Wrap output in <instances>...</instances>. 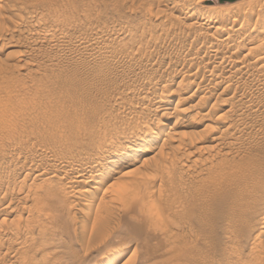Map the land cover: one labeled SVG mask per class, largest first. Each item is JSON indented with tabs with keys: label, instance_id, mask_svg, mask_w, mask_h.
Segmentation results:
<instances>
[{
	"label": "rangeland",
	"instance_id": "obj_1",
	"mask_svg": "<svg viewBox=\"0 0 264 264\" xmlns=\"http://www.w3.org/2000/svg\"><path fill=\"white\" fill-rule=\"evenodd\" d=\"M235 1L0 0V117L10 119L9 114L17 120H6L10 125L7 129L17 132L9 135L11 140L6 139L8 130H0V264H21L20 252L25 249L36 257L32 261L37 264H53V259L61 264L65 258L62 264L71 260L74 264H99L120 253L117 264H264V37L260 41L263 47L253 41L258 34L264 36V26L257 23L255 14L246 11L259 1ZM223 6L243 8L222 21L232 33L226 37V33L212 34V29L202 31L204 18ZM198 13L202 18H197ZM227 76L233 78L228 80ZM221 80L225 82L215 89ZM200 85L203 90L206 87V92L200 87L193 95V88ZM161 99L168 101L169 112L158 111ZM158 123L167 124L165 134L154 130L155 137H149V142L140 136L144 127L154 128ZM213 136L218 138L213 140ZM14 139L18 141L14 143ZM220 141H233L235 145L222 142V146ZM177 147L181 148L175 152ZM144 148L150 149L138 155ZM224 151L229 155H223ZM224 156L248 163L251 169L247 175L258 173L257 178L246 176L244 185L250 194L242 201L230 199L236 190L233 181L224 188L220 186L221 174L230 168V164L219 167L216 162ZM110 157L119 162L117 169L113 162L106 161ZM29 160L34 169L27 177L22 175L27 171H22V164H30ZM97 160L103 161L104 167L108 165L103 168L108 176L100 177L107 181L104 187L116 177L130 184L126 194L112 189L103 196L102 191L96 194L95 200L101 196L108 200H101L104 208L98 211V200L91 209L85 204L90 194H80L77 181L81 178L76 175L83 166ZM40 165L49 172L53 170L56 175L51 182L57 186L54 184L53 198L47 196L54 204L40 195L47 201L41 210L42 198L35 201L39 195H30L38 192L35 187L42 183V177L34 176L42 170ZM126 171L130 172L124 175ZM14 177L20 183L7 186L5 179L11 181ZM3 192L9 196L3 197ZM40 201L42 206L36 204ZM32 207L39 210L40 219ZM41 212L49 215L45 217ZM95 215L97 223L92 225ZM28 216L36 220L29 221ZM46 218L51 219L48 222ZM24 227L31 231L26 232ZM41 236L49 239L46 246L45 241L38 242ZM17 242L28 246L24 249ZM47 246V253L53 250V254L50 252L51 257L46 258ZM57 253L63 257L56 259Z\"/></svg>",
	"mask_w": 264,
	"mask_h": 264
},
{
	"label": "bare ground",
	"instance_id": "obj_2",
	"mask_svg": "<svg viewBox=\"0 0 264 264\" xmlns=\"http://www.w3.org/2000/svg\"><path fill=\"white\" fill-rule=\"evenodd\" d=\"M203 1H204V0H203ZM218 1H219V0H218ZM225 1L234 2L235 0H233V1L225 0ZM250 1H251V0H250ZM250 1H249V2H250ZM257 1H259V2H257ZM257 1H256V2H257V4H256L257 6L255 5L256 7H255L254 5H253V7H250L249 5H251V4H248V7H250V8H248L246 11H247V13H248V11H250V13H251L252 15L255 14V16H256L255 19H256L257 23H259L260 26L263 27V26H264V0H262V1L257 0ZM190 2H191V1H190ZM223 2H224V1H223ZM235 2H236V1H235ZM249 2H248V3H249ZM256 2H255V3H256ZM221 3H222V2H221ZM245 3H246V2H245ZM245 3H243V4H244L245 6H247V4H245ZM187 4H188V3H186V5H187ZM231 4H232V3H231ZM231 4H230V6H231ZM241 4H242V3H241ZM243 4H242V5H243ZM186 5H185V6H186ZM225 5H226V4H225ZM237 5H238V4H237ZM239 5H240V4H239ZM242 5H240V6H242ZM235 7H237V6H235ZM238 7H239V6H238ZM238 7H237V8H238ZM243 7H244V6H243ZM4 8H5V7H4ZM4 8H3V9H4ZM254 8H255V9H254ZM13 9H14V8H13ZM182 9H183V8H182ZM182 9H181V10H182ZM186 9H187V7H186ZM188 9H190V8H188ZM239 9L243 10V8H241V7H239ZM239 9H235L234 7H225V6L220 7V8L218 7V9H216L215 13L210 14L209 16H207L206 18H204L205 21H204V27H202V31H207V30H209V29H212L213 31L210 30V31L212 32V34H213V33H214V34H224V33H226V37H228L229 34L232 33V32L228 31V29L224 26L225 24L223 25V22H222V21H225L226 18H227L229 15H231V13H232V15H233V13L239 11ZM245 9H246V8H245ZM205 10H207V9H205ZM241 10H240V11H241ZM9 11H10V10H9ZM9 11H7V12H9ZM45 11H46V10H45ZM47 11H48V10H47ZM184 11H185V10H184ZM200 11H201V10H200ZM240 11H239V12H240ZM1 12H2V10H1ZM16 12H17V11H16ZM192 12H193V11H192ZM244 12H245V10H244ZM204 13H205V12H204ZM241 13H242V12H241ZM2 14H3V13H2ZM4 14H5V16H6V13H4ZM195 14H196V13H195ZM14 15H16V14L14 13ZM17 15H18V14H17ZM197 15H198L197 18H202V14L199 15V13H198ZM240 15H241V14H240ZM252 15H251V16H252ZM186 16H187V15H186ZM188 16H189V14H188ZM191 16H192V15H191ZM191 16H190V17H191ZM195 16H196V15H195ZM238 16H239V14H238ZM245 16H246V14H245ZM249 16H250V15H249ZM0 17L3 18L2 16H0ZM193 17H194V16H193ZM246 17H248V15H247ZM194 18H195V17H194ZM236 18H237V17H236ZM248 18H250V17H248ZM195 19H196V18H195ZM246 19H247V18H246ZM216 20H218V21H216ZM247 20H248V19H247ZM231 21L233 22V20H231ZM234 21H235V20H234ZM236 21H237V20H236ZM236 21H235V22H236ZM238 21H239V20H238ZM254 21H255V20H254ZM217 22H218L219 24H218ZM220 22H222V23H220ZM244 22H246V21L244 20ZM247 22H248V21H247ZM247 22H246V23H247ZM40 23H41V22H40ZM242 24H243V23H242ZM250 24H251V23H250ZM193 25H194V24H193ZM237 25H238V24H237ZM243 25H244V24H243ZM201 26H202V25H201ZM230 26H231V25H230ZM228 27H229V26H228ZM239 27H240V26H239ZM256 27H257V26H256ZM198 28H199V27H198ZM241 28H242V27H241ZM3 29H4V28H3ZM7 29H8V27L6 28V30H7ZM230 29H231V28H230ZM239 29H240V28H239ZM261 29H262V28H261ZM263 29H264V28H263ZM12 30H13V29H12ZM2 31H3V30H2ZM41 31H42V30H41ZM44 31H45V30H44ZM237 31H238V30H237ZM237 31H236V32H237ZM239 31H240V30H239ZM244 31H245V30H244ZM246 31H247V30H246ZM249 31H250V30H249ZM260 31H261V30H260ZM11 32H12V31H11ZM45 32H46V31H45ZM229 32H230V33H229ZM263 32H264V31L262 30V33H261V34H263ZM0 33H1V31H0ZM200 33H201V32H200ZM241 33H242V32H241ZM243 33H244V32H243ZM243 33H242V34H243ZM247 33H248V32H247ZM257 33H258V32H257ZM259 33H260V32H259ZM41 34H42V32H41ZM204 34H209V33H204ZM212 34H211V35H212ZM237 34H238V33H235V35H237ZM202 35H203V33H202ZM209 35H210V34H209ZM233 35H234V34H233ZM233 35H232V36H233ZM256 35H257V34H256ZM263 35H264V34H263ZM2 36H3V35H2ZM2 36H1V37H2ZM216 36H218V35H216ZM223 36H224V35H223ZM213 37H214V36H213ZM226 37H225V38H226ZM234 37H235V36H234ZM234 37H233V38H234ZM247 37H248V36H247ZM262 37H264V36H261V35H259V34H258V36L255 37V40H253V41H255V42H259V43H260V45H259V43H256L257 45H255V47L259 48L258 45H259L260 47H263V46H264V45L262 46V45H261V42H260V41L262 40ZM2 38H3V37H2ZM10 38H11V36H10ZM215 38H216V37H215ZM3 39H4V38H3ZM12 39H13V38H12ZM213 39H214V38H213ZM229 39H231V37H230ZM9 40H11V39H9ZM218 40H221V39L219 38ZM222 40H223V39H222ZM263 40H264V39H263ZM11 41H12V40H11ZM210 42H211V41H210ZM232 42H233V41H232ZM238 42H239V41H238ZM255 42H254V43H255ZM262 42H263V41H262ZM221 43H222V42H221ZM250 43H251V42H250ZM252 44H253V43H252ZM20 45H21V44H20ZM224 45H225V44H224ZM12 46H14V45H12ZM257 48H256V49H257ZM263 48H264V47H263ZM263 48H261V49H263ZM214 49H215V48H214ZM256 49H255V50H256ZM259 49H260V48H259ZM217 50H218V49H217ZM248 50H249V49H248ZM210 51H211V50H210ZM223 51L225 52V50H223ZM252 51H254V50H252ZM257 51H258V49H257ZM260 51H261V50H260ZM260 51H259V52H260ZM263 51H264V49H263ZM215 52H216V51H215ZM227 52H228V51H227ZM259 52H257V53L259 54ZM261 52H262V51H261ZM216 53H217V52H216ZM257 53H256V54H257ZM263 53H264V52H263ZM263 53H262V54H263ZM254 54H255V53H254ZM256 54H255V55H256ZM260 54H261V53H260ZM211 55H212V54H210V57H211ZM218 56H219V55H218ZM227 56H228V55H227ZM253 56H254V55H253ZM263 56H264V55H263ZM224 57H225V56H224ZM256 57H257V56H256ZM211 58H212V57H211ZM245 58H246V57H245ZM258 58H260V55L258 56ZM258 58H257V60H258ZM262 58H264V57H262ZM212 59H213V58H212ZM212 59H210V60H212ZM260 59H261V58H260ZM260 59H259V60H260ZM231 60H232V59H231ZM240 60H241V59H240ZM207 61H208V60H207ZM260 61H261V60H260ZM237 62H238V61H237ZM243 62H244V61H243ZM263 62H264V61H263ZM221 63H222V62H221ZM227 63H228V62H227ZM238 63H239V62H238ZM240 63H241V62H240ZM244 63H245V62H244ZM246 63H247V62H246ZM246 63H245V64H246ZM248 63H249V62H248ZM260 63H262V62H260ZM229 64H230V63H229ZM249 64H251V63H249ZM255 64H256V63H255ZM216 65H217V64H216ZM227 65H228V64H227ZM234 65H235V63H234ZM238 65H239V64H238ZM243 65H244L243 63H242V67L239 65V68H240V67L243 68ZM260 65H261V64H260ZM23 66H24V64H23ZM229 66H230V65H229ZM235 66H236V65H235ZM245 66H246V65H245ZM247 66H248V65H247ZM247 66H246V67H247ZM249 66H250V65H249ZM254 66H255V65H254ZM254 66H251V67H254ZM20 67H21V66H20ZM222 67H223V65H222ZM222 67H221V68H222ZM233 67H234V66H233ZM263 67H264V66H263ZM263 67L261 66V68H263ZM226 68H228V67H226ZM239 68H238V69H239ZM249 68H250V67H248V69H249ZM238 69H237L236 71H238ZM255 69H256V68H255ZM221 70H222V69H221ZM225 70H226V69H225ZM227 70H228V69H227ZM234 70H235V69H234ZM240 70L242 71V69H240ZM240 70H239V71H240ZM244 70H245V69H244ZM230 71H231V70H230ZM230 71H229V74H230ZM245 71H246V70H245ZM248 71H249V70H248ZM248 71H247V73H248ZM250 71H251V70H250ZM221 72H222V71H221ZM221 72H220V74H221ZM231 72H233V71H231ZM242 72H243V71H242ZM242 72H241V73H242ZM235 73H236V72H233L232 74H235ZM254 73H256V72H254ZM220 74H219V75H220ZM222 74H223V73H222ZM245 74H246V72H245ZM248 74H249V73H248ZM248 74H247V75H248ZM261 74H262V72H261ZM223 75H224V74H223ZM242 75H243V74H242ZM242 75H241V76H242ZM249 75H250V74H249ZM263 75H264V74H263ZM231 76H232V75H231ZM234 76H235V75H234ZM227 77H228V76H227ZM247 77H248V76H247ZM223 78H224V77H223ZM225 78H226V76H225ZM229 78H231V77H228V80H231L233 77H232L231 79H229ZM236 78H237V77H236ZM238 78H239V77H238ZM256 79H257V77H256ZM258 79H259V78H258ZM222 80H223V79H222ZM222 80L219 81V82H217V83L215 84V86H214L215 89H216L217 87H219L221 84H223L222 82H225V80H224V81H222ZM238 80H239V79H238ZM263 80H264V79H263ZM228 82H229V81H228ZM228 82H227V84H229ZM258 83H259V82H258ZM231 84H232V83H231ZM259 84H260V83H259ZM205 85H206V84H205ZM224 85H226V84H224ZM224 85H223V86H224ZM255 85H257V87H258V84H255ZM189 86H190V85H189ZM227 86H229V85H227ZM200 87H202V85H200L199 88H198V87L193 88V95H194V93H197L198 91H200ZM204 87H205V86H204ZM187 88H188V87H187ZM205 88H206V87H205ZM205 88H204V90H203V87H202L201 89H202L203 91H205ZM225 88H226V87H225ZM207 89H208V87H207ZM187 90H188V89H187ZM213 90H214V89H212V91H213ZM222 90H223V88H222ZM226 90H227V89H226ZM262 90H263V89H262ZM184 91H186V89H185ZM208 91L210 92V88H209V90H207V93H208ZM263 91H264V90H263ZM205 92H206V91H205ZM201 93H202V91H201ZM201 93H200V94H201ZM222 93H223V92H222ZM0 94H1L0 96H2V93H0ZM208 94H209V93H208ZM225 94H226V93H225ZM203 95L205 96V94H203ZM203 95L200 96V97H203ZM206 95H207V94H206ZM220 95H221V94H220ZM231 95H232V94H231ZM6 96H7V95H6ZM189 96H190V94H189L187 97H189ZM207 96H208V95H207ZM207 96H206V97H207ZM210 96H211V93H210ZM245 96H246V95H245ZM191 98H192V97H191ZM191 98H190V99H191ZM198 98H199V97H198ZM216 98H217V96H216ZM218 98H219V97H218ZM166 99H167V98H166ZM166 99H165V101H162L163 99H161L162 102H161V104H160L159 107H158V111L161 110V112H162V111H165V110L168 109L167 106L169 105V103H167L168 101H166ZM201 99H202V98H201ZM201 99H200V100H201ZM208 99H209V97H208ZM1 100H3V98H2ZM224 100H225V99H224ZM6 101L9 102V100H6ZM202 101H204V100L202 99ZM202 101H201V103H202ZM1 102H2V101H1ZM169 102H170V101H169ZM205 103H206V101H205ZM3 104H4V103H3ZM6 104H7V103H6ZM199 104H200V103H199ZM0 105H1V104H0ZM202 105H203V104H202ZM192 106H193V105H192ZM203 107H204V106H203ZM262 107H263V106H262ZM199 108H200V107H199ZM201 108H202V107H201ZM253 110L255 111V109H253ZM253 110H252V111H253ZM167 111H168V110H167ZM168 112H169V111H168ZM168 112H167V113H168ZM261 112H262V111H261ZM163 113H164V112H163ZM163 113H162V115H163ZM167 113H166V114H167ZM224 113H225V112H224ZM1 114H2V112H1ZM169 114H170V113H169ZM207 114H208V113H207ZM207 114H206V115H207ZM223 115H224V114H223ZM9 116H10V119L16 120V119H14V117H11V115L8 114V117H9ZM12 116H13V115H12ZM165 117H166V115H165ZM15 118H16V117H15ZM10 119H9V118L7 119V116H6V115H3V117H0V130H2V131H3V130H8V129H7V124H8V123H7L6 120H10ZM202 119H203V118H202ZM204 119H205V118H204ZM216 120H217V119H216ZM16 121H17V120H16ZM219 121H220V120H219ZM223 121H224V120H223ZM11 122H13V121H11ZM160 122H161V121H160ZM17 123H18V122H17ZM11 124H13V123H11ZM158 124H159V123H158ZM158 124H157V125H158ZM160 124H161V123H160ZM160 124H159V125H160ZM8 125H9V124H8ZM14 125H15V123H14ZM146 125H147V124H146ZM159 125H158L157 127H154V126H153L154 128H152L151 126L148 127V128H145V127H144V130H142V131L140 132V136H141L144 140L147 139V141H148V138L151 137L152 135H154V133H153L154 130H155L158 134H161L160 132H164V134H165V131H164V130L166 129L167 124H166V123H162L160 126H159ZM9 126H10V125H9ZM15 126H17V129H18V127H19L18 124L15 125ZM21 126H22V125H21ZM21 126H20V127H21ZM146 127H147V126H146ZM181 127H182V126H181ZM212 127H213V126H212ZM226 127H227V126H226ZM22 128H23V127H22ZM208 128H209V127H208ZM215 128H216V126H215ZM232 128H233V127H232ZM12 129H13V126H12ZM14 129H16V127H15ZM17 129H16V130H17ZM19 129L21 130V128H19ZM25 129H26V128H25ZM25 129H23V130H25ZM213 129H214V128H213ZM216 129H217V128H216ZM218 129H219V128H218ZM20 130H18V131H20ZM211 130H212V129H211ZM211 130H210V131H211ZM214 130H215V129H214ZM223 130H225V128H224ZM223 130H220V131L218 130V132L221 133ZM13 131H14V130H13ZM13 131H9V130H8V132H9L10 134L8 133V134L6 135V136L8 137V138H6L7 141H8V140H11V139H9V137H10L9 135H12V134L14 135L15 133H17V132L13 133ZM25 131H26V130H25ZM0 132H1V131H0ZM156 132H155V133H156ZM213 132H214V131H213ZM215 132H216V131H215ZM228 132H229V131H228ZM5 133H6V132H5ZM22 133H23V132H21V134H22ZM24 133H25V132H24ZM24 133H23L22 135H23V136H26V135H24ZM152 133H153V134H152ZM168 133H169V132H168ZM220 133H219V134H220ZM222 133H223V132H222ZM222 133H221V134H222ZM3 134H4V133H3ZM21 134L18 133V135H20V136H21ZM158 134H157V135H158ZM181 134H182V132H181ZM183 134H184V132H183ZM28 135H29V134H28ZM157 135H156V136H157ZM166 135H167V132H166ZM222 135H224V134H222ZM222 135H221V136H222ZM1 136H2V135H1ZM6 136H4V137H6ZM20 136H19V137H20ZM217 136L220 138L219 135H217ZM217 136H215V137H217ZM229 136H231V135H229ZM11 137H12V136H11ZM154 137H155V135H154ZM157 137H158V136H157ZM168 137H170V135H168ZM215 137L213 136L212 139L214 140ZM218 137H217V138H218ZM222 137H223V136H222ZM224 137H225V136H224ZM1 138H2V137H1ZM227 138H228V137H227ZM2 139L4 140V138H2ZM2 139H1V141H2ZM6 139H5V140H6ZM15 139H16V138H15ZM15 139H14V143H15V141H16ZM18 139H19V138H18ZM170 139H171V138H168V140H170ZM174 139H175V138H174ZM237 139H238V138H237ZM149 140H150V139H149ZM164 140H165V139H164ZM171 140H173V138H172ZM171 140H170V142H171ZM215 140H217V139H215ZM220 140H222V139H220ZM223 140H224V139H223ZM17 141H18V140H17ZM17 141H16V142H17ZM19 141H20V140H19ZM22 141H24V140H22ZM177 141H179V140L177 139ZM4 142H5V141H4ZM10 142H11V141H10ZM12 142H13V141H12ZM148 142H149V141H148ZM168 142H169V141H168ZM220 142H221V144H222L223 141H220ZM229 142H230V141H228V143H229ZM235 142H236V141H235ZM5 143H6V142H5ZM7 143H8V142H7ZM217 143H218V145L220 144L219 142H217ZM223 143L225 144V143H227V142H223ZM228 143H227V145H228ZM232 143H233V141L230 142L229 144L232 145ZM1 144L3 145L2 142H1ZM9 144H10V143H8V146H10ZM23 144L25 145V143H23ZM23 144H22V142H21V145H23ZM170 144H171V143H170ZM178 144H179V143H178ZM233 144H234V143H233ZM237 144H238V143H237ZM4 145H5V144H4ZM11 145H12V144H11ZM13 145H16V144H13ZM21 145H20V146H21ZM26 145H27V144H26ZM182 145H183V144H182ZM234 145H235V144H234ZM8 146H7V147H8ZM18 146H19V145H18ZM126 146H127V145H126ZM177 146H178V145H177ZM180 146H181V145H180ZM216 146H217V144H216ZM222 146H223V144H222ZM222 146H220V147H222ZM224 146H226V145H224ZM229 146H230V145H229ZM229 146H226V147H229ZM232 146H233V145H232ZM232 146H231V147H232ZM14 147H15V146H14ZM21 147H22V146H21ZM25 147H26V146H25ZM25 147H24V148H25ZM128 147H130V146H128ZM171 147H172V146H171ZM200 147H201V148H202V147L204 148V146H200ZM200 147H198V148L200 149ZM214 147H215V146H214ZM218 147H219V146H218ZM220 147H219V148H220ZM231 147H230V148H231ZM9 148H11V147H9ZM118 148H119V147H118ZM123 148H124V146H123ZM126 148H127V147H126ZM131 148H132V147H131ZM173 148H174V147H173ZM180 148H181V147H177V149L175 148V149H176L175 152H176V151H179L178 149H180ZM198 148H197V149H198ZM212 148H213V146H212ZM223 148H224V147H223ZM230 148H229V150H230ZM233 148H234V147H233ZM233 148H231V149L233 150ZM236 148H237V147H236ZM7 149H8V148H7ZM15 149H16V148H15ZM26 149H27V148H26ZM149 149H150V148H149ZM149 149H148V148H144V149H142L138 155H140V154H142V153L145 154L146 151L149 150ZM5 150H6V149H5ZM8 150H9V149H8ZM12 150H13V151H16V150H14V149H11V151H12ZM17 150H18V149H17ZM21 150H22V148H21ZM24 150H25V149H24ZM121 150H122V148H121ZM171 150H172V149H171ZM221 150H222V149H221ZM232 150H231V152H232ZM0 151H1V155H3L1 149H0ZM9 151H10V150H9ZM9 151H8V152H9ZM18 151H20V150H18ZM116 151H117V150H116ZM114 152H115V151H114ZM120 152H123V153H124V151H120ZM173 152H174V151H173ZM173 152H172V154H173ZM224 152H225V153H223V155H224V154H228V155H229V153H227V152H229V151H227V152L224 151ZM235 152H236V151H235ZM6 153H7V151H6ZM13 153H14V152H12V154L9 153V155H13ZM123 153H119V154H123ZM126 153H127V152H126ZM215 153H217V152H215ZM218 153H219V152H218ZM172 154H171V155H172ZM112 155H113V154H112ZM115 155H116V154H115ZM173 155H174V154H173ZM218 155H219V154H218ZM121 156H122V155H121ZM216 156H217V155H216ZM216 156H215V158H216ZM11 157L13 158V156H11ZM16 157H17V155L15 156V158H16ZM19 157H20V155H19ZM19 157H18V158H19ZM116 157H117V156H116ZM222 157H223V156H222ZM12 158H11V159H12ZM111 158H112V157H110V160L108 159V160H106V161L111 162V163L113 162V163H114V164H113V165H114V168L117 169L119 162L116 161V160H113V159H111ZM124 158H125V157H124ZM225 158H226V157L224 156V158H222V159H224V160L221 159L222 161H220V160H218V159H217L218 161L216 160V162L218 163L219 167H224L225 165L230 164V165H229L230 168L227 169V170H225V171L221 174V176H220V179H221L220 186H221L222 188H224V187H226L228 184H230V181H233V183H234V185H235V187H236V190L233 191V195H232V197H231L230 199H231L233 202L242 201V200H243V197H244L245 195L250 194V190H249L247 187H245V185H244V181H245V179H246V176H251V177H253V178H257V177H258V176H257L258 173L254 174V175H247L246 173L251 169V167L248 166V163H246V164H243V163H237V162H235L234 160H229L230 158H229V159H228V158L225 159ZM21 159H22V157H21ZM21 159H19V160H21ZM26 159H27V158H26ZM51 159H54V158H51ZM101 159H103V158H101ZM115 159H116V158H115ZM119 159H120V158H118V160H119ZM121 159H122V158H121ZM231 159H233V157H231ZM12 160H13V159H12ZM33 160H34V159H33ZM35 160H36V159H35ZM41 160H42V159H41ZM54 160H55V159H54ZM10 161H11V160H10ZM14 161H15V160H14ZM24 161H26V160H24ZM29 161H30V160H29ZM31 161H32V160H31ZM31 161H30V164H29V163H27V162H28V160H27V162H26V163H27L26 165H28L27 168H26V165H25V164H22L23 167L25 168V169H22V171H23V170H27V171H23V172H24V174H22L23 176L25 175V176L28 177V175L30 174V171H29V170H33V169H34V164L31 163ZM106 161H105V162H106ZM8 162H9V161H8ZM18 162H19V164H20L21 162L23 163V161H21V162L18 161ZM33 162H34V161H33ZM40 162H41V161H40ZM50 162L52 163V161H50ZM92 162H93V161H92ZM92 162H91V163H92ZM102 162H103V161H102ZM102 162H101L100 160H97L96 162H93V163L90 164V165H86V167L83 166V168L80 169L79 172H77V174H76V175L79 174L78 177L81 178V179H79V181H77V183L79 182V184H80V192H81L80 194H85V193L90 194L89 198L85 201V204L87 205L88 208L90 207V209H91V207H92L91 205H93L94 201H97V200H98L99 197H98L96 200H95V198H96V194H98L99 192L102 191L103 193H102L101 195L103 196V194H105V193L107 194L108 190L111 191V189H112L114 192H117L118 194L122 195V194H126V193L128 192V191H127V187L130 185L128 182L121 180L122 178H121L120 180H118L120 177H118V179H116V178H117V177H116V178L112 179V181L114 180L113 182H116L117 185H116V183L114 184L113 182H112V183L110 182L109 184L107 183V184H108L107 186L105 185L106 187H104V184H106L107 181H106V179L103 180V179H101L100 177H103V174H105V175L108 176L109 173H106V171L103 170V168L107 167L108 165H107V166L105 165V167H104V165H103ZM13 163H17V162H13ZM46 163H47L48 165H50L48 162H46ZM11 164H12V162H11ZM42 164H43V163H42ZM53 164H54V163H53ZM53 164H52V165H53ZM66 164H67V163H66ZM66 164H64V165L66 166ZM9 165H10V164H9ZM22 165H21V166H22ZM36 165H37V164H36ZM43 165H44V164H43ZM48 165H46V166H48ZM52 165H51V166H52ZM81 165H82V164H81ZM13 166H14V164H13ZM13 166H12V167H13ZM16 166H18V165L16 164ZM16 166H15V168H16ZM19 166H20V165H19ZM21 166H20V168H21ZM44 166H45V165H44ZM61 166H63V165H61ZM61 166H60V167H61ZM67 166H68V165H67ZM71 166H72V165H71ZM71 166H70V168H73V167H71ZM6 167L8 168V167H10V166H6ZM40 167H41V165L39 166V168H40ZM63 167H64V166H63ZM75 167H76V166H75ZM78 167H79V166H78ZM81 167H82V166H81ZM81 167H80V168H81ZM234 167H235L236 171H232V169H233ZM15 168H14V169H15ZM18 168H19V167H18ZM42 168H43V167H41V169H42ZM50 168H52V167H50ZM70 168H69V169H70ZM109 168H110V167H109ZM8 169H9V168H8ZM12 169H13V168H12ZM16 169H17V168H16ZM37 169H38V168H37ZM59 169H60V168H59ZM116 169H114V170H116ZM3 170H5V169H3ZM49 170H51V169H49ZM54 170H55V169H54ZM60 170H61V169H60ZM71 170H72V169H71ZM77 170H78V169H77ZM105 170H107V169H105ZM110 170H111V169H110ZM114 170H113V171H114ZM1 171H2V170H1ZM1 171H0V175H2V174H1ZM7 171H9V170H7ZM11 171H12V170H11ZM14 171H15V170H14ZM17 171H19V170L17 169ZM52 171H53V170H52ZM52 171L49 172V171H48V168H47V169L44 168V169H42V170H40V171L37 170L36 174H34L35 177H36V176H38V177L40 176V178H41V177L43 178V179L41 178V180H40V181H42V183H41V182H40L39 184L37 183L38 186L36 185L37 187H35L36 189L38 188V192H39L40 194H39L38 192H36V191H35V192L38 193V194H36L35 192H33V194H32V193L30 194L31 196L33 195V197H34V195H36V196L39 195V197H38L37 200H35V201H38V199H41L42 197L45 198V197H47V196H50V198H53L51 194L54 195V193H55V188H54V184H55V183H53L54 181L51 180V178H52L53 176H55L56 174H52ZM65 171H66V169H65ZM65 171H64V173H65ZM72 171H73V170H72ZM75 171H76V170H75ZM113 171H112V172H113ZM5 172H6V171H5ZM9 172H10V171H9ZM20 172H21V171H19V173H20ZM57 172L60 173V172H62V171H57ZM107 172H109V170H108ZM116 172H118V171H115V173H116ZM127 172L129 173L130 171H126L125 174H124L123 172H122V173H123L124 175H126ZM6 173H7V172H6ZM17 173H18V172H17ZM19 173H18V174H19ZM31 173L33 174V172H31ZM50 173H51L52 175H51ZM53 173H56V172H53ZM4 174H5V173H4ZM4 174H3V175H4ZM9 174H10V173H9ZM13 174H14V172H13ZM15 174H16V172H15ZM66 174H67V173H66ZM112 174H113V173H112ZM5 175H6V174H5ZM11 175H12V173H11ZM11 175H10V176H11ZM19 175H21V174H19ZM19 175H18V177H19ZM76 175H75V176H76ZM121 175H122V174H121ZM124 175H123V176H124ZM12 176H13V175H12ZM14 176H15V175H14ZM62 176H63V174H62ZM4 177H5V176H4ZM4 177H3V178H4ZM16 177H17V176H16ZM16 177L13 178V179H15V180L12 179L11 181L5 179L6 181H8V182H7L8 184H6V185L8 186L9 184H12L13 186H15L16 183H17L16 181H18V180H16ZM35 177H34V178H35ZM73 177H74V175H73ZM8 178H9V177H8ZM53 178H54V177H53ZM53 178H52V179H53ZM9 179H11V177H10ZM23 179H25V178L23 177ZM23 179H22V180H23ZM73 179H74V178H73ZM73 179H72V180H73ZM75 179H78V178H75ZM0 180H2V179L0 178ZM5 180H4V181H5ZM22 180H21V181H22ZM72 180H71V181H72ZM51 181H53V182H51ZM0 182H2V181H0ZM18 182H19V181H18ZM68 182H69V181H68ZM75 182H76V180H75ZM19 183H20V182H19ZM19 183H18V184H19ZM52 183H53V184H52ZM2 184H3V183H2ZM111 184H112L116 189H113V186H111ZM6 185H5V186H6ZM0 186H1V185H0ZM9 186H10V185H9ZM55 186H56V184H55ZM3 187H4V186H3ZM15 187H16V186H15ZM56 187H57V186H56ZM103 187H104V188H103ZM111 187H112V188H111ZM0 188H1V187H0ZM11 188H12V187H11ZM35 188H34V189H35ZM4 189H5V188H4ZM4 189L2 188V190H4ZM13 189H14V188H13ZM13 189H12V190H13ZM15 189H16V188H15ZM17 189H18V188H17ZM7 190H8V187H7ZM12 190H11V192H12ZM20 190H21V187L18 189V192H20ZM59 190H60V188H58V191H59ZM125 190H126V193H124ZM9 191H10V190H9ZM9 191H8L7 193H9ZM14 191H15V190H14ZM14 191H13V192H14ZM60 191H62V190H60ZM60 191H59L58 193H61ZM110 191H109V192H110ZM113 191H112V192H113ZM1 192H2V191H1ZM4 192H5V191H4ZM4 192H3V194H4L3 197H4L5 195H8V196H9V194H5ZM13 192H12V193H13ZM56 192H57V191H56ZM104 192H105V193H104ZM12 193H10V194H12ZM34 193H35V194H34ZM55 194H56V193H55ZM1 195H2V194H1ZM25 195H26V194H25ZM40 195H41L42 197H41ZM57 195H58V194H57ZM57 195H56V196H57ZM101 195H100V196H101ZM26 196H27V195H26ZM36 196H35V197H36ZM56 196H54L55 199H56ZM60 196H61V195H60ZM102 196H101V199L98 200V204L100 205V207H101V203H102L101 200H105V199H106V198H105V199H102V198H104V197H102ZM104 196H105V195H104ZM0 197H1V196H0ZM14 197H16V196H14ZM14 197H12V199H14ZM33 197H32V198H31V197H28V198H30L31 200L33 199V200H32V202H33V201H34V198H33ZM40 197H41V198H40ZM5 198H6V197H5ZM9 198H11V197H9ZM25 198H27V197H25ZM44 198H42V200L44 201L43 206H42V203H43L42 201H40V202H36V204H39L38 206L41 205L42 207H39V208H38L37 205H34V206H36V208H38V209L41 210V208H43L44 205H46L45 202H47V201H50V200H51L50 203L53 202V204H54V201H53L52 199H50L49 197H47V198H48L47 201H45ZM1 199H2V198H1ZM6 199H7V198H6ZM35 199H36V198H35ZM49 199H50V200H49ZM55 199H54V200H55ZM9 200H10V199H9ZM14 200H15V199H14ZM31 200H30V201H31ZM218 200H223V199H218ZM4 201H5V200H4ZM12 201H13V200H12ZM12 201L10 200V203H11ZM99 201H101V202H99ZM105 201H108V200H105ZM0 202H1V201H0ZM2 202H3V201H2ZM2 202H1V204H2ZM41 202H42V203H41ZM103 202H104V201H103ZM10 203H8V204H10ZM40 203H41V204H40ZM105 203H106V202H105ZM1 204H0V205H1ZM34 204H35V202H34ZM48 204H49V203H48ZM108 204H109V203H108ZM3 205H5V204H3ZM49 205H50V204H49ZM49 205H47V207H48ZM7 206H9V205H7ZM94 206H95V205H94ZM3 207H4V206H3ZM5 207H6V206H5ZM97 207H98V208H97ZM97 207H96L97 209H96V208H95V209L98 211L99 209H102L103 206L100 208V207L97 205ZM6 208H7V207H6ZM9 208H10V207H9ZM9 208H8V209H9ZM32 208H33V207H32ZM32 208H29V209H31V210H30L31 212H32ZM103 208H104V207H103ZM4 209H5V208H4ZM33 209H35V208H33ZM38 209H35V211L38 210ZM90 209H89V210H90ZM0 210H1V208H0ZM6 210H7V209H6ZM43 210H45V209H43ZM2 211H3V209H2ZM4 211H5V210H4ZM10 211H11V209H10ZM49 211H51V210H49ZM6 212H7V211H6ZM38 212H39V210H38ZM38 212L36 211V214H35L36 216L40 214V213H38ZM44 212H46V211H44ZM53 212H54V211H53ZM1 213H3V212H1ZM37 213H38V214H37ZM41 213H42V215L44 214L43 212H41ZM87 213H88V211H87ZM89 213H91V212L89 211ZM99 213H100V212H99ZM3 214H5V213H3ZM6 214H9V212L6 213ZM47 214H48V213H47ZM47 214H46V216L49 215V214H48V215H47ZM52 214H54V213H51V215H50V216H52V217H51L52 219H51V218H49V219H51V220L53 221V216H54V215H52ZM95 214H96V212H95ZM28 215H29L30 217L33 216L32 214H31V215L28 214ZM83 215H84V214H83ZM96 215H97V214H96ZM96 215H95V218L92 216V217L96 220V221H94V219H93V221H92V225H93L94 222H95V224L97 223ZM100 215H101V214H100ZM29 216H28L27 219L30 221V220H32L33 218L30 219ZM44 216H45V214H44ZM46 216H45V217H46ZM89 216H90V214H89ZM37 217H38V216H37ZM37 217H36V218H37ZM41 217H42V216H41ZM45 217H44V218H45ZM75 217H76V216H75ZM87 217H88V214H87V216H86V218H85L86 220H87ZM100 217H101V216H100ZM38 218L40 219V217H38ZM38 218H37V219H38ZM82 218H83V217H82ZM82 218H79L78 221H81ZM34 219H35V218H34ZM34 219H33V220H34ZM46 219H47V221L49 222V219H48V218H46ZM4 220H5V218L2 219L3 222H5ZM35 220H36V219H35ZM89 220H90V219H89ZM29 221H27V223H29ZM39 221H40V220H39ZM39 221H38V222H39ZM44 221H45V220H44ZM83 221H84V220H83ZM104 221H105V220H104ZM38 222H36V224H37ZM75 222H77V221H75ZM84 222H85V221H84ZM88 222H89V221H88ZM27 223H26V226H28ZM30 223H32V222H30ZM39 223H40V222H39ZM39 223H38V224H39ZM85 223H87V222H85ZM85 223H84V224H85ZM38 224H37V226L42 225V223L39 224V225H38ZM43 224H45V223H43ZM77 224L80 225V226H83V225H84L83 223H82V225L79 224V223H77ZM87 224L89 225V223H87ZM90 224H91V222H90ZM102 224H103V223H102ZM88 225L85 224L84 226H85V227H86V226L88 227ZM31 226H32V225H31ZM31 226H29V228H31ZM33 226H34V225H33ZM17 227H18V226H16V229H17ZM13 228H14V230H13V229H12V230L16 232L15 227H13ZM24 228H25V227H24ZM29 228H28V229L25 228V230H26V229H27V230H30ZM33 228H34V227H33ZM33 228H32V229H33ZM46 228H47V227H46ZM46 228H44L45 231L48 230V229H46ZM48 228H49V227H48ZM92 228L95 229L96 226H92ZM92 228H91V233H92V230H93ZM36 229H37V228H36ZM83 229H87V228H83ZM96 229H97V228H96ZM27 230H26V232H28ZM38 230H39V228H38ZM38 230H37V232H38ZM17 231H18V230H17ZM30 231H31V230H30ZM39 231H40V232L42 231L41 233L44 232L43 229H42V230H39ZM85 231H86V230H85ZM94 231H95V230H94ZM8 232H11V231H8ZM32 232H33V231H32ZM35 232H36V231H35ZM47 232H48V231H47ZM88 232H90V230H88ZM95 232H96V231H95ZM97 232H98V231H97ZM19 233H20V232H18V234H19ZM45 233H46V232H45ZM45 233H43L44 236H46ZM48 233H49V232H48ZM48 233H47V235H48ZM11 234H12V233H11ZM22 234H24V233H22ZM25 234H26V233H25ZM25 234H24V235H25ZM28 234H29V236H30L32 233H31V234L28 233ZM49 234H50V233H49ZM98 234H99V233H98ZM15 235H16V234H15ZM34 235H35V234H34ZM39 235H41V234H39ZM13 236H14V235H13ZM17 236H18V235H17ZM17 236H16V237H17ZM31 236H33V235H31ZM1 237L3 238L4 236H1ZM14 237H15V236H14ZM16 237H15V238H16ZM24 237H25V236H22V238H24ZM36 237H37V236H36ZM41 237H42V236H41ZM41 237H40V238H41ZM46 237H47V236H46ZM49 237H51V236H49ZM15 238H14V240H16L18 237H17L16 239H15ZM29 238H30V237H29ZM44 238H45V237H44ZM44 238L42 237V239H41L40 241L38 240V242H42V243H43V242L45 241V242H44V245H43V244H40V245L46 246V245L48 244L46 241L49 240V239L47 238V240H46V239H44ZM7 239H8V238H7ZM32 239H34V237H33ZM32 239H30V241H31ZM36 239H37V238H35L34 240H36ZM43 239H44V240H43ZM0 240H1V238H0ZM12 240H13V239H12ZM21 240H22V239L20 238V241H19V242H22ZM25 240H27V237L25 238ZM88 240H89V239H88ZM30 241H29V242H30ZM1 242H2V241H1ZM1 242H0V245H1ZM19 242H17V245H18ZM24 242H25V241H24ZM38 242H37V243H38ZM25 243H26V242H25ZM14 244H15V243H14ZM20 244H21V243H20ZM20 244H19V245H20ZM22 244H23V243H22ZM33 244H34V243H33ZM2 245H3V244H2ZM9 245H10V244H8V246H9ZM19 245H18V246H19ZM24 245H25V246H24ZM24 245H23V246L27 248L28 245H27V246H26V244H24ZM29 245H30V244H29ZM36 245L38 246L39 243L36 244ZM84 245H85V244H84ZM3 246H4V245H3ZM18 246H16L15 248H18ZM20 246H22V245H20ZM23 246H22V247H23ZM43 246H41V247H43ZM85 246H86V245H85ZM0 247H1V246H0ZM22 247H21V248H22ZM24 247H23V248H24ZM39 247H40V246H39ZM47 247H48V246H47ZM47 247H46V251H45L46 253H47V251L49 250V247H48V248H47ZM9 248L11 249V246H10ZM21 248H20V250H21ZM23 248H22V249H23ZM0 249H1V248H0ZM24 249H25V248H24ZM29 249H30V248H29ZM36 249H37V247H36ZM16 250H17V249H16ZM16 250H15V254H17V253H16ZM31 250H32V249H31ZM40 250H41V249H40ZM8 251H10V250L8 249ZM22 251H23V252H22ZM33 251H34V249H33ZM5 252H6V251H5ZM5 252H4V253H5ZM19 252H20V251H19ZM19 252H18V255H19L20 253H21L20 255H22V257H20V259H19L20 261L17 259V258H19L17 255H16L17 258H16V256H15L14 258H16V260L19 261L21 264H23L22 261H25V263H26V260H27V262H28V263H26V264H32V262H33V263L36 262V261H35V262L32 261V260L34 259L35 256L31 257L32 255H31V256L29 255L30 253H29V250H28V249H27V250H26V249H25V250H21V252H20V253H19ZM36 252H37V250H35L34 253H36ZM50 252H51V251H49V253H47L48 255H45V254H46V253H45V254H44L45 257H46V256H47V257H48V256L51 257ZM51 253L53 254V250H52ZM54 253H55V251H54ZM32 254H33V253H32ZM55 254H56V253H55ZM55 254H54L52 257H55ZM58 254H59V253H57V255H56L55 258H56V259H61V258H59L61 255H60V254L58 255ZM12 255H13V254H12ZM33 255H35V254H33ZM36 255H37V254H36ZM42 255H43V254H42ZM42 255H40V256H42ZM57 256H59V257H57ZM120 256H121V253L118 254V255H115V256L113 255V258H109V257H108V258H106L104 261H101L99 264H117V262L120 260V259H119ZM45 257H42V258H44V260H45ZM47 257H46V258H47ZM61 257H63V256H61ZM1 258H2V257H1ZM14 258H13V259H14ZM21 258H22L23 260H22ZM35 258H36V257H35ZM40 259H41V258H40ZM49 259H50V258L46 259V261L49 260ZM63 259H64V258H63ZM63 259H62V260H63ZM65 259H66V258H65ZM65 259H64V262H66V260H67V259H66V260H65ZM2 260H3V258L0 260V263H1ZM14 260H15V259H14ZM14 260H13V261H14ZM16 260H15V261H16ZM21 260H22V261H21ZM39 261L41 262V260H39ZM39 261H38V263H39ZM42 261H43V259H42ZM46 261H45V263H46ZM52 261H54L53 264H55V260L53 259ZM58 261H61V260H58ZM68 261H69V260H68ZM71 261H72V260H71ZM71 261H70V263H73V262H71ZM19 262H18V263H19ZM47 262H48V261H47ZM64 262H60V263L62 264V263H64ZM43 263H44V262H43ZM57 263H59V262H57V260H56V264H57ZM68 263H69V262H68ZM68 263H67V264H68ZM70 263H69V264H70ZM36 264H37V262H36ZM40 264H41V263H40ZM73 264H74V263H73ZM75 264H77V263L75 262Z\"/></svg>",
	"mask_w": 264,
	"mask_h": 264
},
{
	"label": "water",
	"instance_id": "obj_3",
	"mask_svg": "<svg viewBox=\"0 0 264 264\" xmlns=\"http://www.w3.org/2000/svg\"><path fill=\"white\" fill-rule=\"evenodd\" d=\"M223 1H225V0H219V2H223ZM230 1H233V0H230Z\"/></svg>",
	"mask_w": 264,
	"mask_h": 264
}]
</instances>
